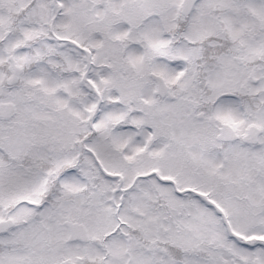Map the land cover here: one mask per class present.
<instances>
[{
  "label": "snow or ice",
  "instance_id": "1",
  "mask_svg": "<svg viewBox=\"0 0 264 264\" xmlns=\"http://www.w3.org/2000/svg\"><path fill=\"white\" fill-rule=\"evenodd\" d=\"M0 264H264V0H0Z\"/></svg>",
  "mask_w": 264,
  "mask_h": 264
}]
</instances>
